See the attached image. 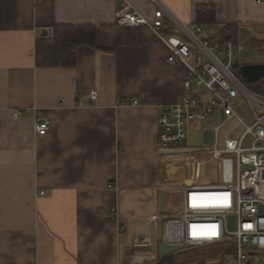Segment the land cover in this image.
<instances>
[{
	"label": "crops",
	"instance_id": "crops-1",
	"mask_svg": "<svg viewBox=\"0 0 264 264\" xmlns=\"http://www.w3.org/2000/svg\"><path fill=\"white\" fill-rule=\"evenodd\" d=\"M127 1L148 21L162 10L166 34L184 41L196 7L215 6L217 25H204L199 38L223 52L228 33L239 68L264 64V0ZM119 9L118 0H0V264H159L168 256L159 255L160 221L172 210L170 193L186 185L159 172L176 151L158 145L156 118L181 98L186 68L168 63L150 30L119 26ZM54 26L94 27L95 47H80L71 68L54 66ZM136 99L148 103L117 105ZM36 118L50 122L43 137ZM215 123L201 130L212 133ZM200 181L190 187L235 179Z\"/></svg>",
	"mask_w": 264,
	"mask_h": 264
},
{
	"label": "built area",
	"instance_id": "built-area-1",
	"mask_svg": "<svg viewBox=\"0 0 264 264\" xmlns=\"http://www.w3.org/2000/svg\"><path fill=\"white\" fill-rule=\"evenodd\" d=\"M118 1L120 9L115 18L119 26L150 30L166 44L168 63L186 68L181 98L156 118L158 145H179L193 127L213 120L214 152L236 158L234 182L182 189L183 206L160 221V243L179 250L230 243L236 257L228 264H242L243 248L264 251V214L260 213V207L264 209V94L247 89L238 79V48L234 43L225 42L223 52H218L207 39L199 38L205 27L198 24L184 28V41L166 34L162 10H156L153 20L148 21L127 0ZM96 101L97 93L91 91L89 105ZM147 103L136 99L117 105ZM78 105H82L81 100ZM221 112L223 118L219 120ZM49 126V121L36 118L33 129L43 137Z\"/></svg>",
	"mask_w": 264,
	"mask_h": 264
},
{
	"label": "rangeland",
	"instance_id": "rangeland-1",
	"mask_svg": "<svg viewBox=\"0 0 264 264\" xmlns=\"http://www.w3.org/2000/svg\"><path fill=\"white\" fill-rule=\"evenodd\" d=\"M211 44L215 46L213 40ZM237 74V70H235ZM239 80L249 90H256L248 84L244 83L239 75ZM204 124L200 125L194 132H187L186 139L183 143L167 150H175L174 154H166L162 160L161 173L163 178L177 181L180 179L186 188L190 185L198 184L196 179H200L199 184H217L207 180L219 181L223 179L225 182H232L235 179V161L236 158L232 154L215 153L213 149L214 143L205 145L203 143ZM212 130V125L209 127ZM166 150V149H164ZM203 164V168L199 167ZM205 167V168H204ZM193 181V183H191ZM195 182V183H194ZM222 183V182H221ZM171 212H177L178 208L183 206L181 191L174 189L170 193ZM179 254V255H178ZM176 264H193L200 258L216 257L221 264H228L231 258L236 257V249L230 243L219 245H206L194 248H182L173 254ZM189 259V261H188ZM242 264H264V251L254 249H242ZM188 261V262H187Z\"/></svg>",
	"mask_w": 264,
	"mask_h": 264
},
{
	"label": "trees",
	"instance_id": "trees-1",
	"mask_svg": "<svg viewBox=\"0 0 264 264\" xmlns=\"http://www.w3.org/2000/svg\"><path fill=\"white\" fill-rule=\"evenodd\" d=\"M196 24L201 26H216V8L212 5L196 7ZM233 26H227L224 29ZM221 37L223 43L229 41L228 33ZM54 47V66L71 68L75 64L76 53L80 47H95V28L92 26H54L52 29ZM264 94V82L249 85ZM179 255V254H178ZM174 255L164 257L159 264H176ZM217 259L216 257H209Z\"/></svg>",
	"mask_w": 264,
	"mask_h": 264
},
{
	"label": "water",
	"instance_id": "water-1",
	"mask_svg": "<svg viewBox=\"0 0 264 264\" xmlns=\"http://www.w3.org/2000/svg\"><path fill=\"white\" fill-rule=\"evenodd\" d=\"M46 33V30H43ZM240 75L245 83L252 84L258 82H264V64L261 65H243L239 68ZM223 118V113H220V120ZM203 143L209 145L212 143V133L209 130L203 133ZM260 213L264 214V209L260 207ZM229 228H233V218H229ZM252 249H254L252 247ZM179 250L178 247H165L161 246L159 248L160 257L175 253Z\"/></svg>",
	"mask_w": 264,
	"mask_h": 264
}]
</instances>
